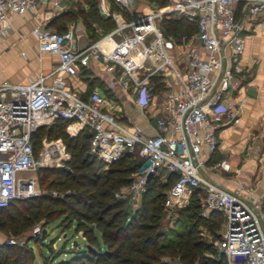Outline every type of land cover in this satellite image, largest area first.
<instances>
[{
    "label": "built area",
    "instance_id": "obj_1",
    "mask_svg": "<svg viewBox=\"0 0 264 264\" xmlns=\"http://www.w3.org/2000/svg\"><path fill=\"white\" fill-rule=\"evenodd\" d=\"M144 1L96 0L98 14L111 19L114 27L82 48L75 43L72 24L63 32L39 25L31 29L37 50L58 59L46 75L20 83L0 82V209L39 194L34 191L36 179L22 177L38 165L30 137L38 127L65 119L71 122L65 127L69 137L88 131L87 154L103 169L123 152L142 160L125 186L127 200H137L149 175L161 169L174 172L178 177L166 190L163 207L178 208L192 188L200 189L202 216L209 211L221 215V231L213 244L219 264H264V199L248 201L199 174L202 157L218 145L217 129L235 122L244 107L243 100L227 98L239 84L235 63L243 51L245 26L264 11V0H168L164 9L152 6L141 13L132 8ZM44 5L61 10L59 0H0V37L10 33L12 16ZM171 15L196 27L190 38L175 46L179 52L175 64L168 56L174 46L159 24ZM104 39L112 40L107 51L99 46ZM94 63L108 76L105 85L113 98L106 99L95 89L81 98L69 87L66 77L91 69ZM152 77L166 88L162 93L152 91ZM127 90L143 114L149 107L156 111L153 135L120 121L118 101ZM71 125H76L73 134L67 132ZM40 142L53 161L65 155L59 140Z\"/></svg>",
    "mask_w": 264,
    "mask_h": 264
},
{
    "label": "trees",
    "instance_id": "obj_2",
    "mask_svg": "<svg viewBox=\"0 0 264 264\" xmlns=\"http://www.w3.org/2000/svg\"><path fill=\"white\" fill-rule=\"evenodd\" d=\"M149 1L159 6L164 5V0ZM84 3L86 13L76 5L75 12H61L51 18L45 27L63 32L65 22L72 21L77 15L82 17L89 34L93 24L113 28L114 24L110 19H102L98 15L95 0H84ZM159 24L164 36L173 38L180 35L188 38L196 29L194 23L172 15L163 17ZM183 26H186L188 32H178ZM158 80L157 77L150 78L153 92L161 90ZM87 83L91 87L95 81L87 80ZM70 123L58 118L48 127H38L32 133L30 140L34 152L42 138H61L65 150L70 153V159L62 165L40 170L39 194L13 200L7 207L1 208L0 226H7L10 234L15 235L17 231L29 226L25 223L24 215L34 211V216L43 220L40 241L43 246L42 238L46 234L44 226L58 221L63 243L58 252L53 254L58 253L55 256L58 257L69 253V256L58 260L54 257L48 262L45 261L47 257L41 255L42 264H170L163 259L165 257L176 258L179 264H219L215 258L214 246L196 236L200 228H205L213 235L221 222V215L216 211H209L206 216L201 215L200 189L192 188L188 203L184 208L175 210L176 228L161 230L158 217L163 209L165 192L178 174L161 169L153 175L146 182L149 198L144 208L129 213L124 208V202L115 198L114 193L118 187L131 182L142 160L123 152L107 168L97 172L96 167L100 162L87 154L90 134L82 129L75 136H67L64 129ZM74 131L75 125L67 128L70 134ZM161 176L163 180L160 179ZM68 228H72L73 235L69 240L65 235ZM215 236L218 240L219 234ZM75 237H79L83 243L73 240ZM37 239V236H33L29 241L37 244ZM29 241L18 248L0 244V264H26L31 249ZM51 241L53 240H49L46 245L50 252ZM68 244L70 252L64 250Z\"/></svg>",
    "mask_w": 264,
    "mask_h": 264
},
{
    "label": "crops",
    "instance_id": "obj_3",
    "mask_svg": "<svg viewBox=\"0 0 264 264\" xmlns=\"http://www.w3.org/2000/svg\"><path fill=\"white\" fill-rule=\"evenodd\" d=\"M68 2L73 6H85L84 0H59L61 10H54L44 5L38 6L36 10L10 18V33L0 37V82H25L38 74L46 75L54 68L58 59L57 55L50 52H39L31 29L38 25L45 26L51 18L67 9ZM152 6L145 0L144 3L134 4L132 8L142 13ZM100 18L108 19L102 16ZM245 28L243 51L235 63L239 70L237 73L239 84L227 98L228 101L235 103L243 100L244 107L235 122H227L217 129L218 145L212 154L202 157L203 166L199 174L205 180L224 190L238 192L242 197L251 201L256 198L264 199V11L255 20L246 24ZM111 29L96 24L92 25L90 34L74 29L75 43L77 47L82 48L101 39L104 33ZM113 39L117 40L118 37L114 36ZM99 46L107 51L112 46V40L104 39ZM178 53L176 47L168 52L173 64L178 63ZM13 64L17 66L13 68ZM5 71L8 75H1ZM107 78L100 64L94 63L91 69H79L76 76L66 77V81L81 98H85L94 89L103 96L104 91L111 94L106 89ZM87 80H94L97 86L92 85L88 91ZM158 81L161 86V91L157 92L159 94L166 88L160 79ZM45 83H49V79H46ZM111 96L113 98L112 94ZM118 104L123 115L120 121L127 119L129 123L139 127L144 134H154L156 111L152 107L144 110L143 114L135 107L133 96L129 104L124 103L123 105L121 99ZM219 163L223 164V169L216 165Z\"/></svg>",
    "mask_w": 264,
    "mask_h": 264
},
{
    "label": "rangeland",
    "instance_id": "obj_4",
    "mask_svg": "<svg viewBox=\"0 0 264 264\" xmlns=\"http://www.w3.org/2000/svg\"><path fill=\"white\" fill-rule=\"evenodd\" d=\"M147 1L149 3H151L153 6H155L158 10L164 9V8L169 6L168 0H164V2H163L164 5H162V6H159L158 4H156L154 2H150L149 0H147ZM67 4H68V5H66L67 9L65 11L70 10V11L75 12L76 6L69 4V2ZM95 7H96V0H95ZM78 8L83 10L84 13L87 12L86 5L84 7L79 6ZM65 11H63V12H65ZM70 24L73 25V28L75 30L86 31L85 25L83 24V20H82L81 16L75 15L73 17L72 21L65 22V26H69ZM182 31H183V33L188 32V30L186 29V26H183L178 30V32H182ZM184 38H185V35H180L176 38L170 37L169 42H170L171 46L175 47L176 45L180 44L181 40ZM188 38H190V37H188ZM15 66H17V64L12 65L13 68H15ZM1 75L7 76L8 72L7 71L2 72ZM83 75L85 76V74H83ZM151 83H152L151 85H153L152 81H151ZM93 85L97 86V84H95V83ZM86 86H87L88 91H89V89H91V87H89L88 85H86ZM159 91H161V90L160 89L156 90V93ZM103 93H104V96L106 99L112 98V96L109 92L104 91ZM131 97H132V93L130 91L127 90V91L123 92V94H121V98H120L123 101V105H124V103L129 104ZM132 112H134V109H132ZM121 121H122V123H124L126 125L134 126L133 124L129 123L128 122L129 120L127 121V119H121ZM64 133L68 136V134L65 132V129H64ZM56 140H59V142L62 145H64V141L61 138H59V139H46V142H53ZM64 154L65 155H62L60 159L53 161L52 159H50L46 155V150L43 149V144L40 142V145L34 154V161L38 165L36 166L35 169L28 171L26 174H23L22 177H25V176L34 177L36 179L34 191L40 192L41 189L38 186V182H39L40 176H41L40 170L45 169V168L56 167V166L62 165L65 161H68L70 159V153L65 150V145H64ZM135 158L137 159L138 157L135 156ZM220 164L221 165L219 167L223 169L224 168L223 164L222 163H220ZM101 170H104L102 168L101 164L97 165L96 171L99 172ZM161 174H163V173H161ZM150 178L147 180V182L150 180ZM160 179L163 180V177L161 176ZM147 187H148V185L145 183L141 194L139 195L137 200L134 202L127 200V196L125 193V186L118 187L114 194H117V197L124 202V208L129 213H131V212L136 211L137 209L144 208V205L146 204V201L149 198L147 195L148 194ZM246 190H248V189L246 188ZM256 199H258V198H256ZM187 203H188V198L185 201L181 202V205L178 208L179 209L184 208V206ZM200 203H201V199H200ZM178 208L166 210L163 207L162 212L159 214V217H158V226L161 230L166 231V230H171L173 228H176L177 225H176L175 210ZM200 208H201L200 209L201 215H204L203 208L202 207H200ZM34 214H35L34 211H31V213H26L24 215L26 218L25 223H28L29 226L22 229V230L17 231V233L15 235L10 234L7 226H5V227L0 226V244H8L9 241H13V244H8V245H12L15 248H18V247L22 246L23 244L27 243L33 236H37L39 238V239H37V244H34V243H32V241H29L28 245L30 246L31 249H30L29 255H27L28 260H27L26 264H42V260H43L42 256L47 257L45 259V261L50 262L58 254L57 253L55 255V254H53V252H58L60 246L63 243V235L61 234L60 227L58 225V221H53V222L44 226L46 234L42 238L43 246L40 245L41 228H42L43 220H41V218H39V217L36 218V216H34ZM35 231H36V234H34ZM220 231H221V222H220V225H219L217 231L213 235L210 234L208 232V230H206L205 228H200L198 233L196 234V236H198L201 241L208 243V244L211 243L212 246H214L213 244L216 241L215 235H218L220 233ZM65 235L68 238L67 240H69L71 238V236H73L72 235V228H68L65 231ZM51 239L53 240V241H51L52 243L50 242V249L52 250V252H50L49 249L46 247L47 243ZM73 240L79 242V244L83 243V240H81L79 237H75V238H73ZM67 243H69V241H67ZM70 248L71 247H69V244H68L66 249H64V250L66 252H70V250H71ZM68 256H69V253H67L65 255L61 254L60 256L55 257L54 259L58 260L60 258H66ZM217 256H218V253L216 251L215 258H217ZM163 259L168 260V262H170V264H179L176 262V258L170 259L168 257H165Z\"/></svg>",
    "mask_w": 264,
    "mask_h": 264
},
{
    "label": "water",
    "instance_id": "obj_5",
    "mask_svg": "<svg viewBox=\"0 0 264 264\" xmlns=\"http://www.w3.org/2000/svg\"><path fill=\"white\" fill-rule=\"evenodd\" d=\"M150 178V175L148 176L147 180Z\"/></svg>",
    "mask_w": 264,
    "mask_h": 264
},
{
    "label": "bare ground",
    "instance_id": "obj_6",
    "mask_svg": "<svg viewBox=\"0 0 264 264\" xmlns=\"http://www.w3.org/2000/svg\"><path fill=\"white\" fill-rule=\"evenodd\" d=\"M75 127H76V125H75Z\"/></svg>",
    "mask_w": 264,
    "mask_h": 264
}]
</instances>
